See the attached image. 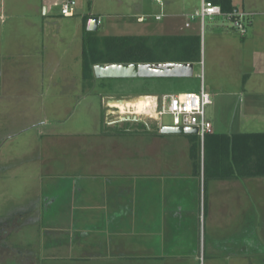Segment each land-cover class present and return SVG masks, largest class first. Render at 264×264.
I'll use <instances>...</instances> for the list:
<instances>
[{
  "label": "rangeland",
  "instance_id": "rangeland-1",
  "mask_svg": "<svg viewBox=\"0 0 264 264\" xmlns=\"http://www.w3.org/2000/svg\"><path fill=\"white\" fill-rule=\"evenodd\" d=\"M168 1L177 9L176 13L179 15L188 12V10L199 8L200 3V0L192 2H187V0ZM248 1L249 5L261 3V0ZM141 2L142 10H138L135 0H82L83 12H77L72 19L56 17L58 31L55 38L41 40L34 48L25 51V53L32 52L31 55L36 53V58L33 63L26 62L23 65L28 69L23 73L15 74V80L19 84L23 82L27 84L30 83L29 80L32 76L35 84L31 90L32 98L25 97L23 101L25 106L33 109L34 114L19 116L18 126L19 129H23L22 133L14 136L12 140L9 137V142L3 147L1 146L0 161L3 159L1 152L5 154L6 159L9 158V161L5 169H0V216L9 215L19 207H26L34 203L40 205L44 201L49 205L51 202L48 200H53L52 205H60V209L53 216L51 209L42 211V222L38 219L34 223L28 222L21 225L16 233L11 232L7 236V242L10 244L31 245L34 247L33 249H39L41 242L44 241L45 230L59 226L64 227L66 221H68L67 226L70 225L72 218L67 217L64 203L70 202V198L66 199L67 192L65 191L69 189L68 186L72 182L82 184V188L86 189L87 187L88 190H91L92 187H95L92 186V183L99 175L98 167L105 161L110 163L115 161L116 164L113 166L115 181L124 187L133 186L132 196L136 198L138 195V201L145 194L146 183L153 180V182H163L164 178L176 177L172 174L167 177L168 174L161 172L160 169L166 166L167 162L187 159L189 154L187 143L193 136L160 134L159 124L170 126L171 118L163 116L160 121L156 120L158 109H154L152 103L142 114H138L131 106L132 104L129 107L123 106L124 115H119L118 110L115 109L117 106L113 105L118 101H135L139 97H153V95L160 98L163 94L197 93L202 84L205 92L209 93L212 98V104L205 108V115L210 123L212 124L216 120L217 126H221L222 129L224 127L230 129L234 123L231 117L235 106L232 104L240 97L231 96L230 86L235 80H241L242 72L238 67L229 64V56L233 54V49L232 45L227 43L236 45L239 36L222 18L205 19L203 38H201L200 26L197 22L194 34L200 41V61L193 65L191 78H95L92 88L91 85H86L85 82H89L91 79L86 80L84 73L81 72L83 46L80 37L82 34L83 38L84 32H86L82 24L83 16L97 17L101 24L96 32H92L95 33L93 39L136 36L142 31L143 26L135 21V17L142 13L152 12V9L156 7L152 0H141ZM165 2L166 0H163V3ZM238 2L240 0H235L236 5ZM164 10L167 11L164 7L162 13ZM56 13L58 14V12ZM259 15L260 13L257 12L256 18H259ZM228 28L233 30L235 35ZM191 32L194 31L192 29L184 30V33L187 34ZM216 32L223 33V37L219 36L220 41H218ZM227 33L231 34L232 38L225 37ZM31 55L27 57H31ZM29 67L34 68L29 69ZM102 101L105 102L106 115ZM157 104L159 107V102ZM1 109L3 108L0 106ZM111 112L114 113V117L110 115ZM132 112L133 114L129 115ZM105 116L106 118L130 116L137 121H125L126 123H120L118 128L105 125ZM139 119L141 120L140 124ZM38 121L43 123L38 125ZM125 127L128 129L125 130ZM105 133L115 135L107 136L104 135ZM204 140L199 139L200 144H203ZM190 152L193 154L195 152L192 147ZM151 164H154L153 167L156 166L154 169L156 172L159 170V174H149L154 169L146 171V166ZM86 182L89 183L88 186ZM261 185H263V191L259 192V200L264 196V184ZM153 187L155 189V186ZM84 193L86 194L83 198L84 202L91 204L92 202L88 198L95 197L96 192ZM155 193L154 191L153 194ZM122 197L124 199L128 197L127 191L122 192ZM156 199L158 198H154V208L157 205ZM252 199L253 197L249 195L250 204H253ZM157 210L154 212L156 213ZM30 217L32 218L33 215ZM74 219L77 223L76 227H81L79 223L83 219L78 216H75ZM187 219L189 220L186 216L184 230L186 235L193 237L197 226L193 221L187 223ZM255 220L258 225L259 243L264 248V208L262 211H258ZM137 227L143 228V225L140 226L138 222ZM216 235L222 237V234ZM239 236L240 234H233L230 238L237 239ZM4 251H6L4 255L8 257L10 254L11 257H17L15 250ZM263 251L259 249L257 253L260 254ZM88 252L94 254L95 250L90 249ZM69 253L79 254L74 252L73 248L69 250ZM4 255L0 258V264L4 261ZM189 257L186 256L184 259L185 264H228V261H225L223 257L213 258V260L208 256L204 260L201 257L196 260ZM255 260L258 264H263L264 257ZM247 261L244 260L243 264H250L251 259L249 263ZM7 264H11V262ZM51 264L100 263L93 255L84 258V260L72 261L68 259Z\"/></svg>",
  "mask_w": 264,
  "mask_h": 264
},
{
  "label": "crops",
  "instance_id": "crops-1",
  "mask_svg": "<svg viewBox=\"0 0 264 264\" xmlns=\"http://www.w3.org/2000/svg\"><path fill=\"white\" fill-rule=\"evenodd\" d=\"M65 1L0 0V106L3 108L0 110V151L9 142V137L12 140L22 133L23 129L18 126L19 116L33 113V109L25 106L23 101L25 97L32 98L31 90L35 87L32 76L27 84H19L15 80V74L28 69L23 65L26 62L33 63L36 58V53L31 55L32 52L25 51L34 48L41 40L56 37V17L72 19L77 12H83L82 0H73L76 5L72 16H62L60 8ZM153 3L156 7L152 12L135 17V21L143 26L136 36L195 33L197 22L185 28L184 17L196 8L179 15L168 0L165 3L162 0V5L155 1ZM230 3L253 14L247 35L239 37L241 39L238 38L236 45L227 43L233 49L229 64L242 72L241 80H235L230 86L231 96L240 97L232 104L235 106L231 117L234 123L230 129L218 127L215 120L212 123L213 134L206 137L203 144L194 135L187 143V159L167 162L160 169L168 174L167 177L171 174L176 177L164 178L163 182L151 180L152 182L146 183L145 194L139 201L138 195L136 198L132 196L133 186L124 187L115 181V161H105L98 167L99 175L92 183L95 187L91 190L82 188V184L70 183L69 189L65 191L66 199L70 198V202H64L66 215L69 219L72 218L70 225L67 226L66 221L64 227L54 226L55 228L45 230L44 246L33 264H51L68 259L78 261L93 255L100 264H185L186 256L194 260L198 257L204 260L207 256L212 260L223 257L228 264H243L247 260L249 240H259L255 218L258 211L264 208V196L259 200L264 177L238 176L231 163L209 160L216 149L213 145H208V142L218 136L264 133V0L256 5H249L248 0H240L237 5L235 0ZM135 5L138 10H142L141 0H135ZM164 7L167 11L162 13ZM257 12L260 13L259 18H256ZM158 14L163 15L160 20L154 18ZM90 17L91 15H84L82 19L86 32ZM138 18L144 19L140 22ZM100 27L99 23L97 30ZM191 29L193 33H184V30ZM216 35L218 41L221 40L219 36L223 37L222 32H216ZM225 37L232 38L229 33ZM80 40L82 45V34ZM29 55L31 57H27ZM191 147L195 151V158L190 152ZM1 155L3 163H7L9 158L6 159L2 152ZM153 166L154 164L146 166V171L156 169ZM206 169H211L207 171L209 174H206ZM154 171L149 174H159V170ZM86 185L89 183L86 182ZM88 191L96 192L95 197L88 198L91 204L83 200L86 195L84 192ZM123 191L128 193L126 199L122 197ZM249 195L253 197V204L249 202ZM156 197L157 205L154 208ZM48 201L51 203L47 206V211L53 210V216L59 211L60 205H52L53 200ZM75 216L83 219L79 223L81 227H76ZM186 216L189 218L187 223L193 221L197 226L193 237L186 235L184 230ZM138 222L143 228L137 227ZM244 230L248 233L252 230V239L249 235L230 238ZM216 234H222V237ZM71 248L79 254H70ZM90 249H94L95 253L89 254Z\"/></svg>",
  "mask_w": 264,
  "mask_h": 264
},
{
  "label": "trees",
  "instance_id": "trees-1",
  "mask_svg": "<svg viewBox=\"0 0 264 264\" xmlns=\"http://www.w3.org/2000/svg\"><path fill=\"white\" fill-rule=\"evenodd\" d=\"M211 1L220 4L223 10L233 7L231 0ZM94 35L92 32H84L82 38V70L85 78L89 79L94 77L95 65L152 63L195 65L200 61V41L195 34L111 36L93 39ZM213 138L216 140L211 139L208 145H213L216 150L211 157L209 154V160L231 163L233 171H236L238 176L264 177V133ZM205 159L207 161V157ZM209 170L211 169H206V174H209L207 173Z\"/></svg>",
  "mask_w": 264,
  "mask_h": 264
},
{
  "label": "built area",
  "instance_id": "built-area-1",
  "mask_svg": "<svg viewBox=\"0 0 264 264\" xmlns=\"http://www.w3.org/2000/svg\"><path fill=\"white\" fill-rule=\"evenodd\" d=\"M153 1L162 5V0ZM75 5L73 0H66L60 8V14L64 17L72 16ZM162 16V14H158L154 18L160 20ZM215 18L225 20L238 36L242 38L248 33L253 14L235 6L228 10H223L220 4L213 3L211 0H200L199 8L184 17V27L189 28L193 22H198L202 35L201 38H203L205 19L213 20ZM143 19L138 18V21L141 22ZM211 104V95L205 92L202 84L197 93L164 94L160 98L152 97V105L154 109H158L157 116L155 117L156 120L160 121L163 116H169L171 118V126L196 128V136L201 141L213 134L212 124L205 115V108ZM115 109L118 110L119 115H124L123 110L119 106ZM131 114L133 112L129 115ZM159 127L161 128V124H159Z\"/></svg>",
  "mask_w": 264,
  "mask_h": 264
},
{
  "label": "flooded vegetation",
  "instance_id": "flooded-vegetation-1",
  "mask_svg": "<svg viewBox=\"0 0 264 264\" xmlns=\"http://www.w3.org/2000/svg\"><path fill=\"white\" fill-rule=\"evenodd\" d=\"M152 64H157V63H152ZM81 69H83L82 66H81ZM81 72L83 73V70H81ZM87 76H89V75H87ZM86 80H89V78H86ZM94 82H95V78L93 77V78H91V80H89V82L86 81L85 83H86V85L88 84V86L91 85V88H92V84ZM102 104H103L105 115H106L105 102L102 101ZM22 115H25V113L21 114L20 116H22ZM110 115L114 117L113 112H111ZM125 121L131 122V121H137V119H133L130 116L129 117L128 116H126V117L121 116L118 118L117 117L106 118V116H105V122H106L105 125H107V126H114V127L119 128L120 123H124ZM138 122L140 124L141 120L139 119ZM42 123H43L42 121H38V125H40ZM135 124H137V123H135ZM122 129L124 130V128H122ZM127 129L128 128L125 127V130H127ZM104 135L114 136L115 134L105 133ZM8 161L9 160H6V162H8ZM6 165H7V163H5V162L3 163V160L0 161V169H3V168L5 169ZM47 206H48V203L43 201L40 205H36L34 203V204H31V205L26 206V207H22V208L19 207V208L15 209L13 212H11V214H9V215L0 216V253H2V255H4V253L6 252L4 250H7V252H10L13 250L17 251V257L16 256L11 257V254L9 257L4 255L5 257L3 259L4 261L2 262V264H7L9 262H11V264H27V263L32 264V262L38 258L39 251L44 246L45 241H43V243L41 242V247L39 249H33L34 247H32L31 245H23V244L21 245L18 243L10 244L9 242H7V236L11 232L16 233V231L19 229V227L23 224H26L28 222L34 223L38 219L40 220V222H42V211H44V210L46 211ZM30 215H33V217L31 218ZM245 233H247V234H245ZM242 235H243V238L245 235L252 236L253 235L252 230H250L249 233L247 232V230H244V231H242L240 236H242ZM259 249L264 250V248L260 245L259 240H257V241L249 240L248 248H247V251H248V256H247L248 261L247 262L248 263H249V260L251 259L250 264H258L255 259H259L261 257H264V251H263V253H260V254L257 253V251ZM2 255H0V258H2L1 257ZM263 264H264V260H263Z\"/></svg>",
  "mask_w": 264,
  "mask_h": 264
},
{
  "label": "water",
  "instance_id": "water-1",
  "mask_svg": "<svg viewBox=\"0 0 264 264\" xmlns=\"http://www.w3.org/2000/svg\"><path fill=\"white\" fill-rule=\"evenodd\" d=\"M98 18L91 16L86 24L87 32H96ZM96 79H184L193 76L191 63H157V64H108L93 66ZM124 119V118H123ZM135 119V118H133ZM160 134L197 135L192 127L162 126Z\"/></svg>",
  "mask_w": 264,
  "mask_h": 264
},
{
  "label": "bare ground",
  "instance_id": "bare-ground-1",
  "mask_svg": "<svg viewBox=\"0 0 264 264\" xmlns=\"http://www.w3.org/2000/svg\"><path fill=\"white\" fill-rule=\"evenodd\" d=\"M151 103H152V97H139L135 101H129V102L118 101L116 104L113 105L119 106V108L122 110L123 106L129 107L132 104L131 106L134 107L135 111L138 114L140 113L142 114L143 111L151 105Z\"/></svg>",
  "mask_w": 264,
  "mask_h": 264
}]
</instances>
